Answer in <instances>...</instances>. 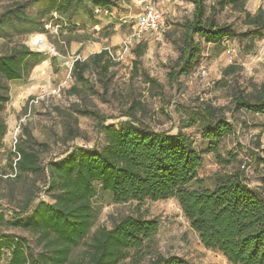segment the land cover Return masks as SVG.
Masks as SVG:
<instances>
[{"label":"rangeland","instance_id":"rangeland-1","mask_svg":"<svg viewBox=\"0 0 264 264\" xmlns=\"http://www.w3.org/2000/svg\"><path fill=\"white\" fill-rule=\"evenodd\" d=\"M12 1L16 0H0V12ZM18 1L24 3V10L32 19L28 22L13 20L0 28V53L25 44L39 55L28 59V70L22 78L7 80L0 75V83L7 86L9 95L0 107V119L7 126L0 142L3 194L0 207L5 219L12 217L10 209L20 205L25 197L23 180L13 181L9 176H13L10 161L14 144L27 143L26 131L35 141L45 143L40 150L42 163L61 157L66 149L76 145L91 147L103 143L95 120L78 113L76 107L98 110L109 117L106 122H111L124 119L121 111L132 101H139L143 110L138 109L136 113L141 119L157 130L175 133L180 129L193 139L198 150L204 151L206 141L200 136L202 118L198 106L201 102L223 106L234 132L221 139L218 149L221 156L227 157L230 152L235 159L223 165L211 152H204L202 166L198 169L202 185H212L210 175L215 170L240 167L246 173L249 186L259 191L264 179V115L245 110L231 113L229 107L237 88L249 91L264 80V30L261 35L243 41L234 38L223 39L218 44L203 43L197 65L172 82L168 72L179 54L177 46L182 42L183 28L179 23L192 14L190 0H154L165 12L166 26L144 33L139 40L132 34L143 0H113L115 5L109 8L95 6L90 0L52 8L45 1ZM213 1L206 0V4ZM258 7L264 9V0L245 2V9L252 13ZM215 18L220 23H232L238 31L247 27L244 13L230 6L218 10ZM38 35L47 40L48 49L31 46V40ZM135 47H143L139 58L133 52ZM103 48L112 52V56L108 53L111 60L108 68L98 71L91 66L83 72L86 81H77L71 72L72 62L84 60ZM229 64L234 65V71L223 75V69ZM249 151H255L259 158L253 160ZM26 179L42 185L41 179L30 175ZM39 200L51 202L52 198L41 189L35 193L31 205ZM91 204V225L84 238L72 248L70 260L84 257L97 229L109 228L129 214L154 218L158 228L141 249L130 250L123 264L129 261L149 264L156 255L171 254L183 257L190 264H231L221 253L201 243L174 197L116 202L112 194L97 183ZM0 232L8 236L24 235L35 252L41 248L33 233L4 222ZM8 256L9 251L4 250L0 264H7Z\"/></svg>","mask_w":264,"mask_h":264},{"label":"trees","instance_id":"trees-1","mask_svg":"<svg viewBox=\"0 0 264 264\" xmlns=\"http://www.w3.org/2000/svg\"><path fill=\"white\" fill-rule=\"evenodd\" d=\"M45 1L49 8L55 5H76L85 0H33ZM93 5L109 8L113 0H90ZM193 10L190 17L179 24L183 28L179 54L168 72L174 82L179 75L187 74L201 58L202 44H218L223 39L245 38L261 35L264 30V9L258 7L253 13L245 9L246 0H190ZM225 6L244 13L247 27L238 31L232 23L218 22L215 14ZM48 8V9H49ZM32 16L18 0L0 12V28L10 21L28 22ZM143 47L133 48L139 58ZM39 53L27 45L13 47L0 53V75L7 80L22 78L27 73L28 59ZM136 61V60H135ZM111 64L106 48L75 59L71 72L77 81H86L83 72L89 67L106 70ZM233 64L223 69V75L234 71ZM153 81L154 79L149 78ZM154 82V81H153ZM7 86L0 83V107L7 101ZM142 109L139 101H132L121 116L124 119L106 122L107 116L98 110L78 108L75 110L95 120V128L102 135L103 143L91 147L73 146L55 159L42 163L40 150L46 146L35 141L26 131V144L16 142L10 167L11 180L25 183L24 201L10 209L12 217L5 219L0 207V225L5 224L36 235L40 245L38 252L21 234H0V259L4 250L9 251L7 264H123L134 252L142 248L158 228L156 219L125 215L111 227H101L92 235L84 257L70 260L73 247L86 235L93 218L91 198L96 184L108 190L116 202L135 200H163L174 197L201 243L218 251L231 264H264V179L259 191L248 184L244 169L215 170L210 177L211 186L202 185L198 169L203 163V153L211 152L223 165L235 159L232 153L221 156L218 149L222 138L233 134L231 120L223 106L201 102L198 106L202 125L200 136L206 141L204 151L198 150L193 139L180 129L175 133L157 130L137 115ZM231 113L245 110L264 115V80L251 90L237 88L231 96ZM112 118V117H110ZM242 124V122L240 123ZM7 126L0 119V142ZM38 146V148L36 147ZM251 158L258 159L255 151ZM41 179L35 185L26 178ZM197 184L196 186H193ZM50 194L52 201H32L37 191ZM0 176V199L1 191ZM2 233V232H0ZM125 264H131L130 261ZM149 264H190L177 255H156Z\"/></svg>","mask_w":264,"mask_h":264},{"label":"built area","instance_id":"built-area-1","mask_svg":"<svg viewBox=\"0 0 264 264\" xmlns=\"http://www.w3.org/2000/svg\"><path fill=\"white\" fill-rule=\"evenodd\" d=\"M166 26L165 12L154 0H143L141 10L135 16V26L132 37L141 39L148 31H158ZM108 53L112 56L110 49Z\"/></svg>","mask_w":264,"mask_h":264},{"label":"bare ground","instance_id":"bare-ground-1","mask_svg":"<svg viewBox=\"0 0 264 264\" xmlns=\"http://www.w3.org/2000/svg\"><path fill=\"white\" fill-rule=\"evenodd\" d=\"M30 44H31L32 47H38V48H40L42 50H45V49L49 48V44H48L47 40L42 35H38L35 38H33L31 40Z\"/></svg>","mask_w":264,"mask_h":264}]
</instances>
